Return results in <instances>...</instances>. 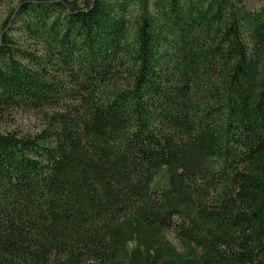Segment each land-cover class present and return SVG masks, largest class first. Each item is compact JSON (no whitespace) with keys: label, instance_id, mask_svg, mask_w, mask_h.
<instances>
[{"label":"trees","instance_id":"1","mask_svg":"<svg viewBox=\"0 0 264 264\" xmlns=\"http://www.w3.org/2000/svg\"><path fill=\"white\" fill-rule=\"evenodd\" d=\"M17 109L48 112L0 131V264H264V7L19 0Z\"/></svg>","mask_w":264,"mask_h":264},{"label":"rangeland","instance_id":"2","mask_svg":"<svg viewBox=\"0 0 264 264\" xmlns=\"http://www.w3.org/2000/svg\"><path fill=\"white\" fill-rule=\"evenodd\" d=\"M19 0H5L0 5V24L6 18L9 10L14 7ZM249 8L257 9L264 7V0H240ZM48 110H14L10 120L0 125V131H17L21 133L37 132L44 122V115ZM167 174L165 169H161L153 178L151 189H159L167 185Z\"/></svg>","mask_w":264,"mask_h":264}]
</instances>
